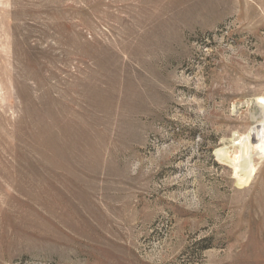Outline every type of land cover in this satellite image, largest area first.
<instances>
[{
	"label": "rangeland",
	"instance_id": "374dc122",
	"mask_svg": "<svg viewBox=\"0 0 264 264\" xmlns=\"http://www.w3.org/2000/svg\"><path fill=\"white\" fill-rule=\"evenodd\" d=\"M260 96L264 0H0V264H264Z\"/></svg>",
	"mask_w": 264,
	"mask_h": 264
},
{
	"label": "bare ground",
	"instance_id": "6f19581e",
	"mask_svg": "<svg viewBox=\"0 0 264 264\" xmlns=\"http://www.w3.org/2000/svg\"><path fill=\"white\" fill-rule=\"evenodd\" d=\"M258 103H260L261 105H264V97H262V96H260V97H258ZM251 132H254V130L252 129V131ZM254 136H253V141H254V150L256 149L257 150V152H258V154H260V155H264V127H262V128H258V129H256L255 130V132H254V134H253ZM246 140V139H245ZM250 140V139H249ZM248 149V148H247ZM251 149V148H250ZM249 149V150H250ZM218 152H219V154H220V152H221V149H218L217 150ZM238 152V151H237ZM242 154V153H241ZM223 155V154H222ZM240 157H242L243 158V156L241 155V156H235V158L234 159H232V161L233 160H237V159H239ZM229 158V157H228ZM226 159V158H225ZM225 159H223L224 161H225ZM227 160V159H226ZM242 160H245V159H242ZM242 160H240L241 162H242ZM239 161V160H238ZM227 162V161H226ZM236 162V161H235ZM246 162V161H245ZM250 162H252V161H250ZM234 163V162H233ZM237 163V162H236ZM242 163H244V161L242 162ZM247 163H248V161H247ZM227 164V163H226ZM229 164V163H228ZM251 165V164H250ZM235 166V165H234ZM248 166V165H247ZM232 167H233V165H232ZM238 167V166H237ZM249 167V166H248ZM234 168V167H233ZM236 168V167H235ZM240 169V168H239ZM237 171V170H236ZM242 172V171H241ZM255 172H256V168H255V166H250V168L248 169V170H246V171H244V176L243 177H240V183H248L249 181H251L252 180V178L254 177V175H255ZM243 173V172H242ZM237 175H239V174H237Z\"/></svg>",
	"mask_w": 264,
	"mask_h": 264
}]
</instances>
